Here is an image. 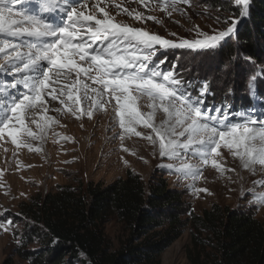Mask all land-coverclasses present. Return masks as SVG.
Masks as SVG:
<instances>
[{
    "label": "snow or ice",
    "instance_id": "6c2138e0",
    "mask_svg": "<svg viewBox=\"0 0 264 264\" xmlns=\"http://www.w3.org/2000/svg\"><path fill=\"white\" fill-rule=\"evenodd\" d=\"M131 3L189 21L184 6H200L197 0H0V141L7 136L16 150L39 153L42 149L30 141L42 143L50 125L60 123L48 112L91 119L94 112L111 108L121 145L132 136L147 141L153 154L170 161L158 167L178 179H191L188 188L194 194H211L195 187L204 167L210 165L220 175L235 172L223 166L225 151L250 174L264 173V67L256 70V61L242 50L252 0H224L235 8L229 16L211 15L223 4H208L205 15L218 28L204 31L193 24L185 28L190 37L171 31L166 37L118 19L126 16L140 25L151 21L164 26L162 18L131 8ZM226 45L234 51L220 71L231 83L222 89L219 102H209L208 97L216 95L212 80L185 79L180 61L184 53L214 55ZM239 61L253 66L245 80L251 103L234 107L233 66ZM57 101L62 107H49ZM40 113L43 123L36 118ZM256 185L264 187V179ZM241 195L252 197L254 207L264 205V193ZM6 211H0V230L10 232L20 247L25 241L13 231L16 222ZM57 242L54 238L53 244Z\"/></svg>",
    "mask_w": 264,
    "mask_h": 264
},
{
    "label": "rangeland",
    "instance_id": "374dc122",
    "mask_svg": "<svg viewBox=\"0 0 264 264\" xmlns=\"http://www.w3.org/2000/svg\"><path fill=\"white\" fill-rule=\"evenodd\" d=\"M197 2L200 6L194 9L184 6L191 21L178 14L167 18L163 12L148 11L136 3L128 6L138 8L146 15L162 18L164 26L156 25L151 21L146 22V25H140L126 16L118 19L135 24L137 27L146 26L150 31L162 36L167 37L168 32L171 31L181 37H190L192 34L185 31V28L193 24L199 25L204 31L218 28L213 19L205 15V7L208 4H223L220 12L210 10L211 15L229 16L235 12V8L224 3V0H197ZM173 20H178L180 23L176 24ZM233 51L232 45H226L214 55L199 56L195 53H184L181 58L185 79L212 80L211 87L216 95L209 96V102L213 100L219 102L222 99V89L231 83V77L221 78L220 69L222 61L227 60ZM168 55L170 60L173 59L171 53ZM176 55L180 56L181 52L177 51ZM260 67H264V54L256 61V70ZM233 71L237 84L236 95L231 102L234 107L240 106L241 103L249 105L251 101L247 95L245 80L253 71V66L239 61L234 64ZM260 94L264 95V86L261 87ZM139 103L146 104V101ZM49 107L62 106L57 101L52 102ZM144 110L148 111L146 107ZM42 115L44 114L40 113L36 117L41 123H43ZM47 115L55 116L60 123L50 125L48 135L42 143L30 141L34 148L40 147L41 152H29L26 148L16 150L7 136L0 141V172L3 173L0 175V211L7 210L5 216H10L16 222L13 231L25 241L18 247L10 232L0 230V264H29L25 259L26 254L41 247L38 237H25L29 228H34L35 224L30 220L29 214L37 211L38 198L42 200L45 195L56 194L62 188H70L74 193L82 195L89 185L106 187L118 179H123L129 171L140 178L146 191L154 182L163 181L168 190L180 192L183 203L195 215H201L204 210L216 205L230 211L249 212L264 227V205L254 207L251 203L252 197L241 195L242 191L244 193L252 191L257 195L264 193V187L259 185L254 187L255 181L264 179V173L257 171L255 174H250L249 171L243 170L226 151L225 159L222 161L223 166L235 169V172L220 175L216 170L211 169L210 165L204 167L201 179L195 181V187L207 188L211 194H194L188 188L189 184H193L191 179H178L177 175L158 167L159 164L170 161L159 157L158 153L153 154V148L147 141L132 136L125 139L123 146L121 145L117 135L121 130L118 126L113 127L110 118L111 108L108 112H94L91 119L87 116L76 119L67 112L57 114L50 111ZM159 118L158 116L157 119ZM137 130L150 132V129L137 128ZM66 136L72 137V140H65ZM124 147L129 151L124 152ZM145 160L147 163L144 162ZM124 161L128 162L127 165ZM236 173H239V176ZM21 193H25L26 196H22ZM17 213L21 215L17 216ZM188 218L187 214L183 216L186 225L181 235L160 255L158 264H192L190 258L200 264H221L222 251L217 237L206 230L193 229ZM103 230L110 251L118 250L129 239V231L115 216L104 224ZM79 260L81 261H75L73 264H81L82 260L86 262L83 256H80Z\"/></svg>",
    "mask_w": 264,
    "mask_h": 264
},
{
    "label": "trees",
    "instance_id": "16d2710c",
    "mask_svg": "<svg viewBox=\"0 0 264 264\" xmlns=\"http://www.w3.org/2000/svg\"><path fill=\"white\" fill-rule=\"evenodd\" d=\"M242 37V50L257 61L264 54V0H252ZM147 190L129 171L106 187L89 185L82 195L62 188L38 198L37 211L30 208L29 214L35 225L25 237H38L41 247L25 259L29 264H73L84 253L86 262L81 264H158L160 255L181 235L187 214L193 229L217 237L221 264H264V227L251 213L215 205L195 215L182 194L168 190L163 181ZM112 216L129 231L128 241L116 251L108 248L103 230Z\"/></svg>",
    "mask_w": 264,
    "mask_h": 264
},
{
    "label": "bare ground",
    "instance_id": "6f19581e",
    "mask_svg": "<svg viewBox=\"0 0 264 264\" xmlns=\"http://www.w3.org/2000/svg\"><path fill=\"white\" fill-rule=\"evenodd\" d=\"M145 111V110H144ZM32 127H33V129H35V125H32ZM234 163V162H233ZM235 163H236V165L237 166H240V164H239V161L238 160H235ZM210 168H211V166H209ZM212 169V168H211Z\"/></svg>",
    "mask_w": 264,
    "mask_h": 264
}]
</instances>
